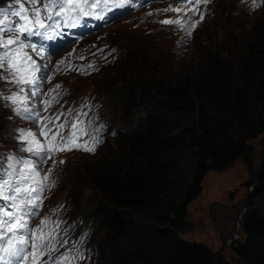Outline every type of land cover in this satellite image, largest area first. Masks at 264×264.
I'll use <instances>...</instances> for the list:
<instances>
[{
  "label": "trees",
  "instance_id": "obj_1",
  "mask_svg": "<svg viewBox=\"0 0 264 264\" xmlns=\"http://www.w3.org/2000/svg\"><path fill=\"white\" fill-rule=\"evenodd\" d=\"M248 1L239 2L249 12L262 7L258 0L259 8L251 10ZM7 4L15 0H0V8ZM208 43L195 65L173 74L153 77L144 64L136 69L131 50L100 70L113 73L111 91L123 101L125 121L134 125L126 121L115 135L106 123L94 153L66 154L94 156L70 184L80 195L70 190L74 205L87 188L81 184L99 192L93 206L86 202L83 212L71 217L83 248L81 259L70 257L74 264H94L105 250L102 264H215L217 253L180 233L189 227L187 209L201 194L206 174L236 161L246 167V184L253 188L242 216L243 239L233 241V258L221 255L218 264H264V164L257 175L250 143L264 133V15L227 50L224 42ZM58 101L67 103L64 96ZM2 112L0 99V121ZM113 139L120 149L106 157L100 149ZM97 235L101 247L91 243Z\"/></svg>",
  "mask_w": 264,
  "mask_h": 264
},
{
  "label": "rangeland",
  "instance_id": "obj_2",
  "mask_svg": "<svg viewBox=\"0 0 264 264\" xmlns=\"http://www.w3.org/2000/svg\"><path fill=\"white\" fill-rule=\"evenodd\" d=\"M239 1L209 0L206 9V21L193 32L192 38L187 41L186 38L179 37L174 28L161 23V18L165 16L163 14L164 7L152 6L149 9L121 18L106 29L96 33L95 36L90 37L86 42L101 41L103 44H109L113 54L107 57L108 60H112L114 54H120L124 57L123 55L131 50L129 59L134 63V67L137 69V65L144 64V69L153 77L173 74L182 68L187 69L195 65L199 61V54L202 56L201 53H203L204 48L209 46V40L211 42H224L228 45L225 48L227 50L234 37H238L242 32L247 31L254 22L264 15V0H261L262 7L255 12H249L247 8L241 6ZM238 43L236 39V46ZM50 45L56 46L53 42ZM76 51H82L81 44L75 45V51L59 52L54 58L53 65L56 66L59 58L70 55L73 58L70 63H74ZM104 70L105 73H103ZM104 70L85 78L76 75L74 70H64L65 75L62 74L64 75L62 77H60V72L53 70V80L62 85L65 95L70 100L77 99L87 92L101 95L99 99L104 104L103 115L112 122L113 126L120 127L121 124H126V121L134 125L133 120L125 121L122 111L123 101L111 91L113 79L110 78L113 73H110L109 69ZM41 75H44V71ZM106 90L109 91L107 96L105 95ZM7 110L10 112L8 108ZM1 116L4 119L0 121V155L5 157L7 154H11L12 135L18 136L19 133L15 130L21 129L24 124L16 123L11 134L14 120L9 117L8 113L2 112ZM123 128L120 127L121 132ZM250 143L253 148V169L257 172L264 145V133ZM119 149L116 148L113 139L100 150L107 152L106 157H109ZM93 157L77 153L66 155L65 163L54 171L56 183L49 194L46 209L49 210L52 205L63 207L64 211L72 210L75 207L74 212L70 214L73 216L82 213L87 203L93 206L99 198V192L86 184H81L84 185L83 190L85 186L87 188L82 191L80 198L82 200L79 203L74 205L73 201L68 198L72 188H74V196H80L77 185L73 183L70 186V184L76 176L82 175L81 166L92 162ZM248 179V171L241 161L234 162L229 169L224 171L208 172L202 182L201 194L188 206L187 221L189 227L180 233V237L185 241L204 243L217 253L222 244L229 239L228 234L236 230L237 214L244 206V199L249 189L252 190L253 188L252 185L246 184ZM89 196H91L90 200L86 201ZM241 222L242 218L240 224ZM233 237L234 233L231 235V239ZM242 239L243 233L241 231L239 240ZM101 242L102 239L99 235L92 236L91 243L94 246L101 247ZM232 243L233 241L226 243L222 250V256L226 259H231L234 256L231 251ZM107 254V250H105V254L100 252L99 257L97 254L93 261L94 264H102L106 260ZM70 264L73 263L70 262Z\"/></svg>",
  "mask_w": 264,
  "mask_h": 264
},
{
  "label": "snow or ice",
  "instance_id": "obj_3",
  "mask_svg": "<svg viewBox=\"0 0 264 264\" xmlns=\"http://www.w3.org/2000/svg\"><path fill=\"white\" fill-rule=\"evenodd\" d=\"M187 3L196 6L199 0H187ZM25 4L29 7L26 8ZM125 6L124 0H15V4L8 9L0 8V80L18 88V91L6 96L0 93V99L9 102L16 116L38 126L37 131L15 130L19 133L15 138L21 150L36 159H23L15 154L4 157L8 163L5 176L0 178V264H28L29 258L31 264H70V254H62L55 260L51 256L48 260L42 259L47 253L56 250L53 242L59 243L55 231L59 222L44 217L37 228L30 227V221L43 204L44 192L55 186V181L50 180L52 170L41 177L38 168L49 160H52L53 165L65 163L55 159L60 152L83 150L94 153L96 145L100 143V129L89 130L84 121L79 119V114L69 124L67 121L60 122L62 113L42 118L40 112L35 110L36 98L44 95L43 83L50 82L53 76L41 75L46 65H41L33 58V55L41 57L46 51L45 46L26 41H31L33 37L54 40L62 35V27H76L84 17L95 15L102 18L97 11L101 7L123 9ZM9 16L18 19L11 21ZM200 19H203L202 15ZM161 23L180 22L164 20ZM181 27H184L183 24ZM195 27V22L189 23L184 30L190 36ZM26 49H31V53ZM64 64V60L59 61L56 72L73 70L71 64L61 69L60 66ZM87 67L92 68L93 65ZM79 70L82 74H90L83 68ZM61 88L62 85L56 84L49 90L56 95L42 101L45 110L57 99ZM84 136L89 139L81 142ZM48 224H52L53 228L45 233L43 228Z\"/></svg>",
  "mask_w": 264,
  "mask_h": 264
},
{
  "label": "water",
  "instance_id": "obj_4",
  "mask_svg": "<svg viewBox=\"0 0 264 264\" xmlns=\"http://www.w3.org/2000/svg\"><path fill=\"white\" fill-rule=\"evenodd\" d=\"M264 164V145H263V149H262V152H261V157H260V161H259V168H258V171H257V175L259 174V171L262 167V165ZM250 189L244 199L245 203H244V206L243 208L239 211V213L237 214V222H236V230L235 232H232L230 235H229V239L227 240V242H224L221 246V248L219 249V251L217 252V260H216V263L215 264H218L219 263V260H220V257L222 255V250L224 248V246L226 245V243H230L234 240L237 239V237L239 236L240 234V231H241V224H240V219L242 218V215L245 213V211L247 210L248 208V198H249V195H250ZM234 233V237L231 239V235Z\"/></svg>",
  "mask_w": 264,
  "mask_h": 264
},
{
  "label": "flooded vegetation",
  "instance_id": "obj_5",
  "mask_svg": "<svg viewBox=\"0 0 264 264\" xmlns=\"http://www.w3.org/2000/svg\"><path fill=\"white\" fill-rule=\"evenodd\" d=\"M231 233H229L228 235H230Z\"/></svg>",
  "mask_w": 264,
  "mask_h": 264
}]
</instances>
